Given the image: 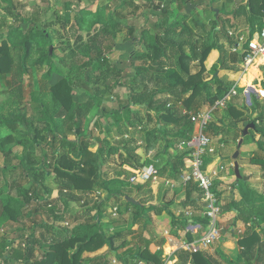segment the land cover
<instances>
[{"label": "trees", "instance_id": "16d2710c", "mask_svg": "<svg viewBox=\"0 0 264 264\" xmlns=\"http://www.w3.org/2000/svg\"><path fill=\"white\" fill-rule=\"evenodd\" d=\"M4 1L8 2L10 0ZM123 4L124 1L117 0V8H122ZM262 11H264V0H246V4L238 8L237 12L239 15L248 18L250 36L255 30V23L259 24V28L256 27L258 30L264 27V21L261 22L260 17H258ZM116 16L122 18L119 12L116 13ZM110 20L111 22H108L99 17L96 20V23L100 25L99 29L93 34L89 33L86 40H83L82 36H78L75 40V47L58 61L59 66L69 68L71 71L73 65L80 59L78 54L85 53V56H88V58L81 64L79 67L80 69L78 68L81 77H77L78 80H83L82 83L84 85H97L100 80L107 82L108 79H110V89L113 85H119L117 80L111 82V79L117 77L121 73V70L117 69V63L109 62L106 57V54L110 53L116 47V44L112 42L110 46L104 45L107 40L114 38L121 32L122 25L119 21ZM229 20V17L223 18L219 30L225 38H228L229 43L232 44L235 42L234 39H229L231 38L228 34L230 30L227 31V29L234 30L236 25L232 23L226 28ZM134 33L135 30L133 28H128L130 42L141 43L144 46V50L139 53H134L133 56L129 57L128 66L135 68L133 83H138L137 85L141 86L143 90L139 93L130 91L126 104L123 106L126 112L121 119H119L118 116V113L122 110L121 107H118L116 110H107V112L113 117L116 124L121 126L127 121V123H130L131 126L134 127V125L141 124L143 118H140L141 116H138L139 114L137 112L132 113L130 106H145L140 109L146 111V126L143 127V129L146 130L142 139L144 151L148 152L154 149L156 142L162 141L166 146L157 153V156H165L168 155L169 149L176 150L178 145L187 143L192 134L193 128L188 114H181L178 106L181 104L187 112H198L203 108H212L215 102L224 97L233 87L234 82H219L213 90L211 86L207 88V84L202 82L200 77L201 73L204 72L205 62L213 53L217 55L214 62L215 64L212 66L214 72L229 69L226 62L228 54L224 51L223 46L218 44L217 40L210 45L203 44L198 47L191 36L187 35L185 28L178 30L177 24H166L164 30L155 36L150 35L147 37L146 32L142 31L139 38H136ZM15 34H19L18 29L8 32L5 37L0 34V74H4L7 77L11 100L13 102H22L24 98V89L22 86L23 77L25 72L29 73L23 65L26 64L33 50L32 43H30L28 38H24L20 44L17 38H13V36H16ZM5 38L6 41L4 40ZM36 41L35 47L38 49V52L41 53L42 47H48V52L46 54H40L41 57L36 62L39 71H41L45 65L48 66L47 74L44 76L46 78L49 77L50 73L58 72V65L54 61L55 49L52 47L45 32H41L40 37ZM165 57L168 59V62H165ZM236 57L237 56L234 55L233 61H236ZM192 61H199L201 66L196 75L190 74L189 63ZM150 62H152L151 65L149 64ZM135 63L140 64L139 66H135ZM150 71H152L153 74L148 77L147 73ZM237 71L238 70H235V72ZM253 76L260 81L262 80L260 74ZM253 76L252 74H248L250 79H253ZM248 80L247 78V81L238 84L239 87L247 85ZM42 82L43 83L38 85V97L35 96L34 92H31L28 98V101H31L34 116L32 115L27 118L22 115L18 117V121L29 124L30 139H28L27 142L22 141V139L28 136L26 134H21V137L15 136L14 138L10 134L4 138H0L1 147H4L9 142H14L17 146L23 148V154L21 158L18 159L19 163L17 166H14L12 170L15 172L19 171L21 177L31 178L28 179L30 182L28 189L25 190L22 189V187H18L17 197H6L0 201V227L10 222H18V219H29L32 223V230L27 234L24 229L21 230L20 232H22V234L17 238V242H19V245L21 244L22 247H19L18 250L11 251L10 254H6L2 259V264H11L13 261L18 264H82L79 260V255L83 251L94 250V248L96 249L103 244H106L111 251H118L128 244L127 241L124 240L119 247H114L115 239L126 236V232H118V234L107 237L104 232V227L107 224H102L105 212L101 210V205L99 204H94L92 208L86 211L88 214L93 210L95 212L81 228L69 230L66 227L57 225L58 221L61 220V216L58 215L59 212L63 215V211L59 208V206L62 207L61 202L57 199L45 200L44 202L40 201L42 198L39 197V193L42 190L47 193V196L53 191L44 184V179L53 173L56 175V182L61 185L57 188V195L64 198L62 200L65 204L64 208H67V203L69 201L77 200L76 193L88 196L101 190L105 192L107 197L109 194H113L110 193L111 191L107 187H102L101 185H96V187L93 186L95 185L93 180L97 177L95 171L100 168L98 167L99 165L102 166V153H100V151H98L93 158L94 162L88 161L85 163V165L89 166H87L88 170H84L82 175L74 171V165L80 163L82 158L92 156V154L87 151V141H85L82 147L76 148V145L77 141L83 136L81 134L84 128L85 118L92 107L91 102L96 99L95 96L87 103L78 106L72 101V85L70 79L63 77L52 86L48 85L45 81ZM149 84L153 85V88H148ZM109 85H107V89ZM154 90L167 92L171 96L170 100L157 103L153 100V96L150 95ZM240 91L239 89L238 92ZM99 98H101V96H99ZM109 99L110 97H107V100ZM112 100L113 99H111V101ZM48 101L55 109L52 117L48 115L50 111ZM251 101L253 110L250 112L249 116H246L243 111L237 108H230L228 110L227 113L230 120L234 121L231 123L229 129H237V124L239 122L243 123V127L252 123L254 128L250 129V133L254 136L250 140L257 146V151H262V142L256 140L254 137L258 136L264 138V105L261 106L260 102L252 98ZM259 108L261 110H259ZM253 115L256 116L251 119ZM35 116L38 117L35 118ZM72 120L73 122H71ZM35 122L39 125H44V123L47 122L48 125L50 124L55 129L64 128L61 137L63 143L60 146L62 148L70 147L74 160H70V158H67V156L62 153L60 154L61 158L57 165L50 164V166H53L52 169H48L46 172L38 169V162L31 158V152L34 150L33 148L37 142L36 133L39 132V129L34 124ZM74 122L75 125L73 124ZM136 122L137 124H135ZM17 123V121L13 120L9 123L8 127L14 129ZM218 123L221 124L220 127H218L216 123L209 122L205 131L215 138L221 137L222 140L220 141H224L223 138L225 137L223 136L225 135V130L222 123ZM75 133L79 134L78 140H69L68 137ZM239 134H242V131L239 132ZM248 138L249 136L244 137V139ZM2 150L7 160L13 159L12 150H6L4 148H2ZM135 150H128L123 162L128 166L135 163L132 167L137 171L143 164L138 163V157L132 154ZM109 153L111 155V153L115 152L110 150ZM189 153L190 149L183 147V150L177 152L175 157L170 158V166L172 172H174V177L178 178ZM41 157L44 159L45 156ZM130 161L133 163L131 164ZM250 164L264 167V163H262L260 159L255 158V156L250 160ZM83 174H87L88 177ZM124 175L127 180H129L130 174L125 171ZM115 181H117V179L109 180L110 183L108 182V184H114ZM105 183L107 182L103 181V184ZM142 187V185L137 186L136 189L139 190ZM190 189L196 191L200 197L199 189L194 184H189L186 186L185 205L195 203V200L189 197ZM2 193L0 188V195H2ZM61 198L59 197V199ZM135 198H137V196L133 197L134 200ZM261 198L264 199V187ZM125 203L127 210L134 211L131 216L133 220H139L143 217V213L146 209L145 206L142 205V201H139L137 204H132L128 201H125ZM233 205L238 212L237 219L239 221H244L245 224L248 222L255 223L251 228L257 227L256 220L264 223V211L258 210L254 205L251 204V206L244 208H237L239 204H235V202H233ZM38 217L39 221H37ZM198 222L201 223V228L204 229L207 223L205 217L203 216V219ZM124 223L123 220L113 222L116 228L124 226ZM183 223L186 224V220H184ZM189 240L191 239L189 238ZM2 242L5 248L6 245L13 244L16 240H10L9 243L7 242L5 244V240L3 239ZM237 243H239L241 250L239 251V258L242 257V259L249 261V258L253 255L255 256L254 262H261L264 264V241L259 239L254 230L239 239ZM37 249L41 251V259L36 256ZM136 251L137 255L134 256V258L145 260L150 264H162L158 255L148 253L146 249L141 250V247H138ZM182 255L186 258L182 259L184 264H212L205 252L185 253Z\"/></svg>", "mask_w": 264, "mask_h": 264}, {"label": "rangeland", "instance_id": "374dc122", "mask_svg": "<svg viewBox=\"0 0 264 264\" xmlns=\"http://www.w3.org/2000/svg\"><path fill=\"white\" fill-rule=\"evenodd\" d=\"M122 1H124L122 8H117V0H10L8 2L0 0V34L5 37L8 32L18 29L19 34H15L16 36H13V38H17L20 44L24 38H28L30 43H32L33 50L30 53L26 64L23 65L29 73L25 72L23 77L22 86L24 89V98L22 102H13L11 100L9 96L10 87L8 85L7 77L4 74H0V138H4L10 134L13 138L15 136L21 137V134H26L28 136L25 139H22V141L27 142L28 139H30L29 124L18 121V117L22 115L27 118L32 115L34 116L31 101H28V98L31 92H34L35 96L38 97V85L43 83L42 81H45L48 85L52 86L63 77L70 79L72 85V101L78 106L87 103L93 96L96 98L91 102L92 107L86 115L83 132L81 134L83 135L82 138L78 140L79 134L75 133L69 136L68 139L74 141L78 140L76 148L84 146L85 141H87V151L92 154V156L82 158L80 163H76V165H74V171L76 173L79 172L82 175L84 170H88L87 166L89 165H85V163L88 161L94 162L93 158L98 151L102 153L104 156L102 158V166L99 165L98 167L100 168L95 171V175H97V177L93 180V183L95 184L93 186L96 187V185H101L102 187H107L111 191L110 193H113L112 196L109 194L108 198L105 199L107 195L104 191H102V197L97 194L100 191H97V193L94 192L88 196L76 193L77 200L69 201L67 203V208H64L65 204L62 201L64 198L57 195V188L61 185L56 182L57 179L54 173L44 179V184L53 190L51 194L47 196V193L43 190L39 193V197L42 198L40 201L42 202L45 200L56 199L61 202L62 207L59 206V208L63 211V215L59 212L58 215L61 216V220L58 221L57 225L66 227L69 230L81 228L82 225L85 224V222H87L92 215H94V210L90 214L86 212L89 208H92L94 204L101 205V210L106 212L104 217H109V221L116 222L122 219L121 217H117V219L111 217L109 212L112 207H115L116 205H119L121 208L123 205L122 203L124 202L122 200H116L113 195H117V193L122 192V189L126 190V188L129 187L127 186L128 183H126L127 178L125 175L121 181H115L114 184H108L109 180H113L112 178L114 176L111 169H114V166L118 163L116 161L118 158L117 155L110 158V150H113L115 153L120 154L122 158H124L126 157L125 155H127L128 150L131 151L136 149L132 154H135L138 157V163L142 162V164H144V155L142 153H145V151L142 139L146 130L143 129V127L146 126V111L140 109L145 106H130L132 113L137 112L139 114L138 116L143 118L141 124L134 125V127H132L130 123H127V121L121 126L115 124L113 117H111V115L107 112V110H116L118 107H121L122 110L118 113L119 119H121L126 112L123 106L126 104L130 91L139 93L143 90L141 86L137 85L138 83H133L135 68L128 66V59L133 56L134 53L143 51L144 46L141 43L130 42L128 28H133L135 30V37L139 38L142 31L146 32L147 37L150 35L155 36L164 30L166 24H177L178 30L185 28L187 35L191 36L193 41L197 43L198 47L203 44L210 45L217 40L218 44H221L224 51L228 54L226 62L229 69L214 72L212 66L215 64L214 62L217 55L213 53L209 56L208 60L204 64V72L201 73L200 77L202 82L207 84V88L211 86L213 90L219 82L234 81L235 77L233 75L236 74L235 70L241 71L242 67L240 59L241 48L245 46L247 40L252 36H250V24L248 22V18L246 16H240L237 12L241 5L246 4V0ZM117 12H119L122 18L116 16ZM263 13L264 11H262V13L260 12V15H258L261 22L264 21ZM99 17L108 22H111L110 19H113V21H119L122 25L121 32L114 38L107 40L104 45L110 46L112 42L116 44V47L110 53L106 54V57L109 62L117 63V69L121 70V73L117 77L111 79V82L117 80L119 85H113L111 89L109 85L110 79H108L107 82L100 80L97 85H84L82 83L83 80L81 81L77 79V77H81L78 68L84 60H87L88 58V56H85V53L78 54L80 59L75 65H73L71 71L69 68L58 65V61L73 47H75V40L78 36H82L83 40H86L89 33L93 34L99 29L100 25L96 23V20ZM226 17H229L230 19L226 28H228V26L232 23L236 25L234 30L229 28L227 29V31L230 30L231 33V38L229 39H234L235 43L232 44L229 43L228 38H225L219 30L222 24V19ZM256 27L259 28L258 23H255V30L253 33L259 32L263 28L262 27L258 30ZM41 32H45L47 34L52 47L55 49L54 61L58 65V72L52 74L50 73L49 77L46 78L44 76L47 74L48 66L45 65L41 71H39L36 66V62L41 57L40 54H46L48 52V47H42L41 53L38 52V49L35 47V41L40 37ZM4 40L6 41V38ZM234 55L237 56L236 61H233ZM164 59L166 60L165 62H168L166 57ZM262 63H264V61ZM139 64L140 63H135V66H139ZM149 64L151 65L152 62ZM189 67L191 75H196L201 68L199 61H192L189 63ZM256 68L259 73H262L263 79L261 81H258L255 78L250 79L248 77L249 72L245 74L247 75L246 78L249 79V84L255 85L257 88H264V64H260L256 66ZM152 74L153 72L150 71L147 73V76H152ZM107 85H109L108 89ZM148 86V88H153V85L149 84ZM150 95L153 96V100L157 103L166 102L170 100L171 97L167 92L161 90H154L150 93ZM99 96H101V98H99ZM239 96L240 97L231 99L223 108L216 109L212 114L210 123L221 122L224 127V134L226 135H224V141H220L222 140L220 137L215 138L214 136L208 134L211 143L213 144L212 148L213 150L215 149L214 153L220 154L221 161L223 162V165L220 167L218 173V178L224 176L227 177V184L231 180L235 179L232 167L233 164L231 165L230 161L232 160V153L237 149L239 138H241V134H239V132L242 131V125H240L242 122L237 124V130L229 129L231 123L234 121L230 120L227 112L230 108H237L241 111L248 109L250 112L253 110V106L251 105L253 100L250 104H247L246 100H244L245 98H242V94ZM107 97H110V99L107 100ZM250 98L255 99L254 97ZM111 99L113 100L111 101ZM260 104L263 106L264 102ZM48 106L50 109L48 115L52 117L55 109L49 101ZM181 106L182 105L180 104L179 107ZM259 110L261 109L259 108ZM254 116L256 115H253L251 119L255 118ZM36 117L38 116H35V118ZM13 120L18 123L14 129H11L8 125ZM71 122H73V120ZM34 124L39 129V132L36 133L37 142L33 148L34 150L31 152V158L38 162V169L44 172L48 169H52L53 166H50V164L57 165L61 158L60 154L62 153L65 154L67 158H70V160H74L70 147L62 148L60 146L63 143L61 137L64 128L55 129L50 124L48 125L47 122L44 123V125H39L37 122ZM73 124L75 125V122ZM135 124H137V122ZM248 136V139H251L254 136L250 133V129L248 130L246 137ZM254 138L261 141L263 144V150L256 151L254 156L264 163V138L258 136H255ZM221 144L223 145L222 147H220ZM216 146L217 149L215 148ZM159 147L161 148L162 145ZM2 148L12 150V160H7L4 156ZM241 149L242 147H240V150ZM22 150L23 148L21 146H17L14 142H9L4 147L0 146V188L3 192L2 195H0V201L6 197H17L18 187H22V189L26 190L30 186V182L28 180L31 179L30 177H21L19 171L15 172L12 170L14 166L18 165V159L21 158L23 154ZM207 154L205 156L206 162L209 163L211 159ZM41 156H45L44 159ZM251 158V154H241L238 158L239 173L241 177L243 162V165L247 166L250 176H252L251 183H246L245 181L242 183L241 178L238 181L239 186L236 188L235 196H233V198L228 197V201L231 203L235 202V204L240 203L241 206L237 208H242V193H244L246 196L245 202L247 204L251 203L255 208H258V210L264 211V199L261 198V193L264 187V167L253 165L249 166L250 164L248 162ZM133 170H130L128 173L132 175L131 173ZM83 175L87 176V174ZM103 181L107 183L103 184ZM114 189H117L118 192L114 191ZM140 194H142V191ZM59 197L61 199H59ZM103 200L105 201L103 202ZM231 203L227 206L225 201L224 203L219 201L220 215L228 213L231 219L223 223V231L219 233L214 244L207 248V251L204 250L206 251V256H208L212 264H263L261 262H254L253 260L255 256L253 255L249 258V261L242 259V257L239 258V251L241 250L239 243L237 242L253 230L256 232L259 239L264 241V223L258 221L257 227L247 228L244 233H241L238 237H236L237 241H235L236 239L233 237L231 231L235 234L233 228L236 226L234 224V220L236 218V208L234 205H231ZM107 208L111 209L107 211ZM200 217H202V214ZM37 221H39V217L37 218ZM137 221H135V223ZM102 222H104V220ZM31 224V220L29 219H18V222H10L7 225H2L0 227V264H2V259L6 254H10L11 251L18 250L19 247H22L21 244L19 245V242H17V238L22 234V232H20L21 230L24 229L26 234L32 230ZM141 225L142 222L136 223L138 229ZM149 226H151L155 231L159 230L158 225L154 226L153 224L150 225L148 223V233L154 232L152 228L148 231ZM180 226L183 229L181 234L185 237V234L187 235V231L184 230V226L182 224ZM129 228L131 229L132 226H129ZM239 230H242V228H239ZM185 238L188 240L187 237ZM185 238L183 240H185ZM3 239L5 240V244L7 242L9 243L10 240H16V242L8 244L4 248L2 242ZM232 239H235V242L231 241ZM229 241H231L232 244L229 245ZM40 254L41 251L37 249V255L39 257Z\"/></svg>", "mask_w": 264, "mask_h": 264}, {"label": "crops", "instance_id": "0c3cea01", "mask_svg": "<svg viewBox=\"0 0 264 264\" xmlns=\"http://www.w3.org/2000/svg\"><path fill=\"white\" fill-rule=\"evenodd\" d=\"M255 64L251 67V72L253 73V75H256L258 73L262 76V73L261 72L259 73ZM262 64L264 63H261V65ZM233 76L235 77L233 81L234 84L238 85L240 83H244V81H247L246 76H242V73L240 70H238L236 74ZM262 79H263V76H262ZM239 95H241V91L238 92V95L233 98L240 97ZM243 97L245 98L244 100H246L247 104L248 103L250 104L251 98L248 99L246 95L242 94V98ZM178 109L181 114L189 113L186 111V109L183 106L181 107L178 106ZM242 111L243 113H245L246 116L250 115V111L248 109L242 110ZM215 123L218 127L221 126L220 123L218 122H215ZM240 125H242V131H243V128L245 126L243 127V123H240ZM192 128H193V125H192ZM234 130H237V129H234ZM239 140H242V144L240 146L242 147V149L240 150L239 148L238 157L236 159H233V155L235 152L232 153V156H231L232 160L230 161L231 162L230 164L231 165L233 164L232 167L234 166L235 162H237L238 164V158L240 157L241 154H248V155L251 154L253 158L254 153L257 151V146L254 143H252L250 139H244L242 134ZM160 145H162L161 147L162 149L166 146V144L163 143L162 141H157L154 149L149 150L148 152L142 153L144 155V158H143L144 164L137 171L133 170L134 168L132 166L135 165V163H133L132 161L130 162L131 164L133 163V165L128 166L123 162L125 157L122 158V156L118 153L111 154L110 158L116 155L118 157L116 160L118 162L117 165L114 166L112 164L114 166V169H111V171L114 174L112 179H117V181H121L124 176L125 171L129 172L130 170L131 171L133 170V172L131 173L132 175H130L129 180H127L126 182L128 183L127 186L129 188H126V190L122 189L121 193L119 192L117 193V195H113V197L116 198V200L124 201L122 203L124 206L122 205L121 208L119 205L115 206L117 208V214L116 216H114V218L121 217L122 218L121 220L125 222L124 226H120L121 228L114 227L113 222L109 221V217H104L102 219V221L104 220L102 224L104 225L107 224L104 227V232L107 235V237L118 234V232L119 233L126 232L125 234L126 236L118 237L117 239H115L114 241L115 248L119 247V245L124 240H126L128 244L126 247L120 248L118 251L109 250L106 244H103L96 249L94 248V250H91V251H83L79 255V260L82 262V264H137L138 262H141L142 264H150L145 260L134 258V256L137 255L136 249L138 247H141V250L146 249L148 253L158 255L162 264H184L182 262V259H186V258L182 254H185V253L189 254V253L181 249L178 246L182 244L183 242L193 241L196 238H199L203 234L204 229L201 228V223L198 222L199 220L203 219V213H202L203 204L200 201H198L199 196L197 192L190 189L189 197L192 200L194 199L195 203L185 205L184 202L186 200V187L181 186L178 178L174 177L173 175L174 172H172V169L170 166L171 165L170 158L175 157L177 155V152L182 151L184 145L183 144L178 145L176 147V150L169 149L168 155L157 156V153L161 151V148L159 147ZM222 146L223 145L221 144L220 147ZM212 147H213V144L211 143L210 151L207 154L209 155V158L211 159L209 163L206 162V157H205V162L207 164L206 165L207 171L214 170L215 172H217L216 176L213 177L212 179L213 191L217 195L218 200L220 202L222 201V203H224L225 201V203H227V206H229L231 202L228 201L229 200L228 197L233 198V196H235L236 188L239 186L238 181L242 178V183L244 181L246 183H251L252 176H250V172L248 171L247 166L243 165V162H242V177L239 173L240 179L237 180L235 173H234L235 179L231 180L228 184H227V181H228L227 177L224 176V177L218 178V173H219L220 167L223 165V162L221 161L220 154H215L214 153L215 149L213 150ZM215 148L217 149V146ZM101 157L103 158L104 156L102 155ZM141 163L142 162H140V164ZM248 163L250 164V161ZM251 165L252 164H250L249 166ZM253 166H257V165H253ZM144 170L149 171L150 173L148 179L145 182H141V181H136L133 183L130 182L131 178H133L136 174ZM238 170H239V166H238ZM233 172H234V167H233ZM167 182H169L170 185H167ZM141 185L143 187L137 190L136 187L141 186ZM117 189H114V191L118 192ZM141 191H142V194H140ZM134 196H137L135 200L133 199ZM107 198L108 197H106L105 199ZM104 201L105 200H103V202ZM125 201L131 202L132 204H137L139 203V201L143 202L142 205L145 206L146 210L143 213V217H141L139 221L132 219L131 216L134 211L127 210ZM245 201H246V196L244 195V193H242V208L251 206V203L247 204ZM231 205H233V202L231 203ZM238 206H241L240 203ZM149 207H152V208H149ZM110 209L111 208L109 209L107 208V211H109ZM235 211H236V218L234 220V224L236 226L233 228L235 231V234L233 233V231L231 232L233 234V237L236 240L232 239L231 241H234V240L237 241L236 237L238 236L236 235V231L239 228H242L241 231L242 233H244V231L247 228H251L255 224L251 222H248L245 224L244 221L242 222L239 221L237 219L238 212L236 209ZM201 214H202V217H200ZM229 219L231 218L229 217L228 213L224 215H220L219 225L223 227V223L227 222V220ZM184 220H186V224L183 223ZM135 221H137L136 223L142 222V225L140 226L139 229L137 228ZM255 222L257 223L258 220H256ZM148 223L150 225L153 224L154 226L158 225L159 230L155 231L153 230L151 226H149L148 231L149 229L152 228L154 232L148 233L147 232ZM181 224L184 226L183 227L184 230L187 231V235L185 234V237L187 238L189 237L191 240H189V238L187 240L184 237V235L181 234V232L183 231L182 227L180 226ZM129 226H132L131 228L132 230L129 228ZM184 238L185 240H183ZM231 241H229L228 243L229 245L232 244ZM206 251H202V252H206ZM182 252H185V253H182ZM36 256L37 258L41 259L37 255V251H36ZM11 264H18V263L12 262ZM186 264H189V263H186Z\"/></svg>", "mask_w": 264, "mask_h": 264}, {"label": "built area", "instance_id": "2783aa9c", "mask_svg": "<svg viewBox=\"0 0 264 264\" xmlns=\"http://www.w3.org/2000/svg\"><path fill=\"white\" fill-rule=\"evenodd\" d=\"M229 36L231 33L229 31ZM241 73L242 76L248 71V68L256 63V61L263 59L264 56V27L256 33H253L251 38L247 40L245 46L241 48ZM241 90V94L254 97L258 102H264V88L255 85L247 84L244 87H239L234 84L228 93L217 100L212 108L202 109L198 112H189L188 117L193 125L192 134L190 140L183 144L184 147L190 149L186 163L178 176L181 186L186 187L189 184H194L200 192L199 201L203 204V216L207 220L204 227L203 234L193 241L183 242L178 247L187 251L189 254L195 252H202L212 246L219 233L223 231V227L219 225L220 219V204L218 197L213 191V177L216 176L214 170L207 171V164L205 162V156L210 151L211 140L206 133L207 124L212 118L213 111L218 108H223L233 97L238 95V90ZM154 173V172H152ZM149 171H141L131 178L130 182L141 181L145 182L149 177ZM167 185H170L167 182ZM96 193L102 197V191ZM112 217L116 216L117 208L113 207L110 210ZM242 233L241 230L236 231V235L239 236ZM115 263V262H113ZM137 264H142L138 262Z\"/></svg>", "mask_w": 264, "mask_h": 264}, {"label": "water", "instance_id": "95a60500", "mask_svg": "<svg viewBox=\"0 0 264 264\" xmlns=\"http://www.w3.org/2000/svg\"><path fill=\"white\" fill-rule=\"evenodd\" d=\"M246 96L249 99V95H246ZM253 128H254V125L252 123L246 125L244 127L243 131H242V136L245 137L248 134V130L249 129H253ZM241 144H242V140H239L238 141V144H237V150L235 151V153L233 155V159H236L238 157V150H239ZM233 167H234L235 176H236V178L238 180V179H240V175H239V170H238V164H237V162L234 163V166Z\"/></svg>", "mask_w": 264, "mask_h": 264}, {"label": "bare ground", "instance_id": "6f19581e", "mask_svg": "<svg viewBox=\"0 0 264 264\" xmlns=\"http://www.w3.org/2000/svg\"><path fill=\"white\" fill-rule=\"evenodd\" d=\"M264 61V57H263V59H260V60H258L257 62H256V66H258V65H260L262 62ZM253 66V65H252ZM252 66H250L249 68H248V71L247 72H251V67ZM252 73V72H251ZM253 74V73H252ZM245 82V81H244ZM240 84H242V83H240ZM246 86V85H245ZM166 248V247H165Z\"/></svg>", "mask_w": 264, "mask_h": 264}]
</instances>
